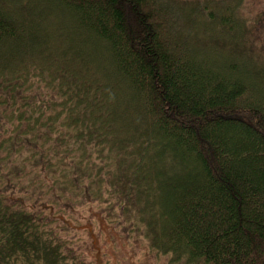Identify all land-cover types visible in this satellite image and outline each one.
Instances as JSON below:
<instances>
[{
    "label": "trees",
    "instance_id": "1",
    "mask_svg": "<svg viewBox=\"0 0 264 264\" xmlns=\"http://www.w3.org/2000/svg\"><path fill=\"white\" fill-rule=\"evenodd\" d=\"M163 1L0 0V107L52 153L50 188L168 264H264V53L244 0ZM52 218L0 191V264H88Z\"/></svg>",
    "mask_w": 264,
    "mask_h": 264
},
{
    "label": "rangeland",
    "instance_id": "2",
    "mask_svg": "<svg viewBox=\"0 0 264 264\" xmlns=\"http://www.w3.org/2000/svg\"><path fill=\"white\" fill-rule=\"evenodd\" d=\"M244 15L251 21L255 47L264 53V0H244ZM195 24H203V19ZM174 27L171 32L181 30ZM215 30L219 33L218 28ZM194 33L196 43H203L202 31ZM5 108L0 107V142L7 140L0 150V191L32 209L52 214L67 246L88 264H168L169 257L149 251L142 236L129 234L107 221L99 203L92 204L82 196L76 199L73 188L66 185L50 188V177L57 172L48 166L52 153L48 154L49 149L33 136L13 131L5 118Z\"/></svg>",
    "mask_w": 264,
    "mask_h": 264
}]
</instances>
